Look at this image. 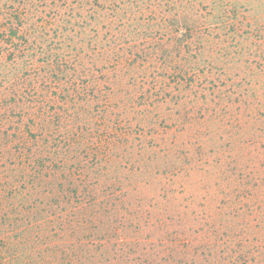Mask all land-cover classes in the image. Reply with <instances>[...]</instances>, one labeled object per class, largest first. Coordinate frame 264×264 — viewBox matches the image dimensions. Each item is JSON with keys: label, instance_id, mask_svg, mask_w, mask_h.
I'll list each match as a JSON object with an SVG mask.
<instances>
[{"label": "trees", "instance_id": "1", "mask_svg": "<svg viewBox=\"0 0 264 264\" xmlns=\"http://www.w3.org/2000/svg\"><path fill=\"white\" fill-rule=\"evenodd\" d=\"M0 264H264V0H0Z\"/></svg>", "mask_w": 264, "mask_h": 264}]
</instances>
